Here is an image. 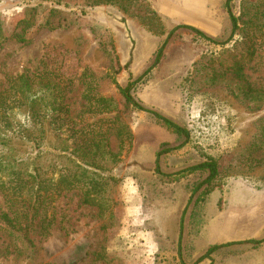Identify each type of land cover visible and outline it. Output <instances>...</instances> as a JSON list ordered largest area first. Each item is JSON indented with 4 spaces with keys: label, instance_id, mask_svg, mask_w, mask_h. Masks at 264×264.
<instances>
[{
    "label": "rangeland",
    "instance_id": "1",
    "mask_svg": "<svg viewBox=\"0 0 264 264\" xmlns=\"http://www.w3.org/2000/svg\"><path fill=\"white\" fill-rule=\"evenodd\" d=\"M263 1L231 0L244 30H264ZM226 2L0 0V89L10 76L34 72L37 88L55 79L50 98L70 104L69 126L46 134L43 163L81 145L73 127L119 118L103 124L115 155L105 163L104 174L116 179L107 210L64 194L47 207L48 233L38 223L43 212L26 230H0V264H193L213 246L221 247L197 264H264V107L236 98L230 74L212 79L214 69L240 59L250 81L264 86V45L253 61L244 58V32L229 40ZM136 80L139 102L187 129L184 145L152 114L126 104L120 88ZM88 87L113 110L88 113ZM166 148L173 150L160 174L157 153ZM210 160L218 175L205 189L208 171L187 169Z\"/></svg>",
    "mask_w": 264,
    "mask_h": 264
},
{
    "label": "trees",
    "instance_id": "2",
    "mask_svg": "<svg viewBox=\"0 0 264 264\" xmlns=\"http://www.w3.org/2000/svg\"><path fill=\"white\" fill-rule=\"evenodd\" d=\"M226 8L232 24L229 40L242 30L244 34L241 43L246 45L243 56L251 62L258 49L264 45L263 27H256L255 33L247 31L246 28L244 30L239 25L240 19L232 11L231 0H227ZM250 21H243L244 26H249ZM198 32L205 36L201 31ZM163 48L158 50L155 64L161 60ZM214 70L216 74L219 73L212 77L214 82L230 74V82L233 83L228 84V88L236 98L246 102L250 107L253 105L257 106V109L264 107V86L258 87L250 81L249 76L244 72L243 61L236 59L226 68ZM135 82L137 80L120 88L126 104L152 114L161 125L180 135V138H185L182 143L184 145L189 137L187 129L139 102L132 94ZM39 83L42 82L39 81ZM56 85L55 79L47 80L42 83L41 88H37L35 73L27 72L10 76L5 86L0 89V199L2 200L0 230L10 229V227L26 230L34 222V213L43 212L44 217L38 223L42 234L48 233L53 223V217L47 216L48 205L69 192L79 193L83 204L98 207L100 213L107 210L105 193L107 187L116 179L113 176H106L104 172L107 170L106 160L110 158L114 160L115 155L109 150L107 131L103 129V124L117 123L119 118L116 116L110 121L99 119L93 123L84 124L78 129L73 127L74 135L81 145L75 147L72 152L64 149L53 159L54 163H43L42 160L47 154L44 149L46 134L53 128L61 130L66 125L69 126L70 122V104L63 97L50 98ZM40 90L43 92L39 93ZM84 97L88 113L98 115L113 110V103L100 96L91 87H88ZM109 128L111 126H108ZM115 128L119 136L126 135L123 131V123L120 122ZM170 150L173 149H161L157 153L156 169L160 174H163L162 158ZM104 151L109 155L108 158L103 155ZM187 170L208 171V176L201 184L206 189L218 175V164L214 160L204 161ZM32 212L33 216L27 219ZM26 240L32 242L28 237ZM220 247L209 248L193 264L209 258ZM93 255L96 260L103 258L100 251L94 252ZM182 264L186 263L182 262Z\"/></svg>",
    "mask_w": 264,
    "mask_h": 264
}]
</instances>
